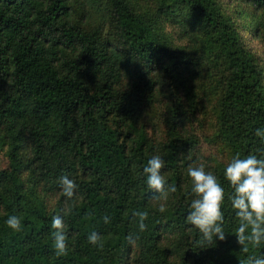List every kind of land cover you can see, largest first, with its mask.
<instances>
[{
    "label": "trees",
    "instance_id": "16d2710c",
    "mask_svg": "<svg viewBox=\"0 0 264 264\" xmlns=\"http://www.w3.org/2000/svg\"><path fill=\"white\" fill-rule=\"evenodd\" d=\"M233 1L264 38V0ZM210 100L211 142L226 162H204L188 130ZM258 128L264 72L219 0H0V264H245L264 255V243L240 251L224 178L237 153L259 155ZM153 155L176 189L163 213L143 174ZM200 162L225 193L226 239L209 247L186 223L195 198L186 170ZM64 175L78 185L72 200ZM137 211L148 213L143 232ZM14 214L19 232L6 224ZM57 215L64 256L54 249ZM93 231L102 249L88 242Z\"/></svg>",
    "mask_w": 264,
    "mask_h": 264
},
{
    "label": "clouds",
    "instance_id": "9594fccd",
    "mask_svg": "<svg viewBox=\"0 0 264 264\" xmlns=\"http://www.w3.org/2000/svg\"><path fill=\"white\" fill-rule=\"evenodd\" d=\"M255 136L261 140V147L256 149L259 155L248 154L241 158L237 153L224 170V178L233 189L229 199L239 221L235 238L240 251L245 254L249 252L250 245L256 248L264 243V128L256 129ZM164 167V159L159 155H153L143 169L148 188L156 194L153 198L163 201L159 205L161 213L166 210L169 193L176 191L174 186L166 185L162 173ZM186 171L195 196L191 201L186 223L198 231L201 244L207 247L215 245L217 239L225 241L224 215L221 211L225 200L224 188L216 175L205 170L203 162L190 165ZM59 183L64 197L72 200L78 189L76 182L64 175ZM133 218L138 221L139 231H145L148 213L137 211L133 213ZM103 219L105 224L110 222V217L107 215ZM6 224L16 232L22 228L21 218L15 214L8 217ZM52 228L56 256L67 255V227L61 216H53ZM138 238L134 234L127 237L130 244H134ZM101 239L102 237L95 231L88 236V242L91 245L102 249ZM245 264H264V255H249Z\"/></svg>",
    "mask_w": 264,
    "mask_h": 264
},
{
    "label": "rangeland",
    "instance_id": "374dc122",
    "mask_svg": "<svg viewBox=\"0 0 264 264\" xmlns=\"http://www.w3.org/2000/svg\"><path fill=\"white\" fill-rule=\"evenodd\" d=\"M224 11L232 16L236 23L237 29L243 36V40L246 48L254 57L255 63L262 68L264 72V38H259L257 35L253 36L252 26L247 23L249 20L247 9L239 3L233 0H219ZM170 30V28H169ZM204 102L205 100H200ZM214 100L207 101L203 105H206V112L204 114H198L195 118L190 120L188 124V130L195 134L196 139L199 142L198 148L203 155L202 160L206 163L210 156H213L215 160L219 162H226L227 155H222L219 152V146L212 144V135L214 131V116L212 106ZM6 161L2 153H0V166H5Z\"/></svg>",
    "mask_w": 264,
    "mask_h": 264
}]
</instances>
